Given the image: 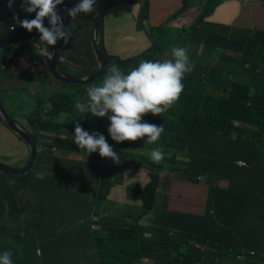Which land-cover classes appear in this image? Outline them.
I'll list each match as a JSON object with an SVG mask.
<instances>
[{"label":"trees","instance_id":"trees-1","mask_svg":"<svg viewBox=\"0 0 264 264\" xmlns=\"http://www.w3.org/2000/svg\"><path fill=\"white\" fill-rule=\"evenodd\" d=\"M158 1L148 0L151 12L154 2ZM193 1L181 0L180 6L174 12L168 14L165 19L176 18L183 12H186L192 6ZM221 1L223 0L201 1L202 6L199 13L187 28L179 30V34H176L174 37L175 41L172 38L171 41L160 43L155 37L156 30L161 32L162 29H173L171 25L162 24L161 22L157 26H153L151 23H147L148 26L143 25L141 27L142 34L151 40L152 46L146 54L136 57L131 62L119 65V67L122 72L127 73L142 61L159 60L160 53L166 50L170 43L177 46L179 44L185 45L189 38L197 40V34L203 28L207 32V35L204 40H201L202 43L198 41L200 45L210 46L213 49L218 48L222 51L232 49L241 54L243 60L234 62L224 61L222 65L224 69L229 68L239 71V73H234L237 76L246 77V75L251 74L253 80L252 84H250V89H253V97L252 99L250 98V124L255 125L256 130L250 133L244 132L243 128L232 126L229 118H235V114L239 110H234L235 101L226 105L218 97L219 95L209 94L206 97L203 95L201 97L200 95L199 99L196 100L197 103L201 104L200 106L188 105L183 101L182 97H179V101L174 104L170 112L172 115V112L175 111L174 114L177 115V120L175 121L173 120V116L168 114L167 118L152 115L151 113L144 115L146 122H151L158 126L162 124L164 130L166 129L165 135L160 139L161 142H163L162 140L167 136V133L173 131L176 133L178 142L170 147H175L177 152V149L182 146L183 149H186L195 158V162H192V165L187 167L185 171L186 175L190 179L195 180L200 175L198 173L202 175L206 173L207 176L204 177V180L213 189L208 191L206 211L203 215L191 214V216H183L180 213H177L175 216L161 215L157 220L159 227L152 228L140 225L139 220L154 209L158 174L153 175L146 185L132 187L131 195L134 201L141 202L142 212L135 220V223H132L127 231L121 234V239H117L116 237L120 235L119 233H109L107 230H104L105 218L100 221L99 225L103 226L100 229L104 230V232L96 233L98 240L97 264H134L135 259L151 260L153 264H217L219 251L224 248L223 251L225 253H230L227 251L230 247L235 252L241 248L255 252V256L248 257L244 264H264V243L261 242H264V31L255 29L248 31L232 27L231 25L216 26L214 24L202 23L201 19L211 13L214 7ZM78 2L75 0H63V3H66L70 8ZM109 3L110 0H108V5ZM141 13H145L144 6ZM4 14L6 20H4ZM15 16L20 20L24 18L32 19L35 13H26L20 8V11ZM13 17L14 14L8 16L0 7V40L23 28ZM78 17H82L80 24L88 19L91 23V30L97 20L95 13L88 15L81 13ZM11 26L14 28L11 29ZM45 26H48L47 19H45ZM102 36L103 27L100 32L99 45L109 61H121L120 57L106 52ZM16 42L0 51L3 53L2 61L6 60L7 62L4 68H0V78L7 74V70L14 71L16 66L12 64V61L17 65L20 64L17 55L20 54L19 58L23 57L21 53L24 52V47L25 50L35 49L34 46L25 44L27 40L20 44H16ZM156 42L159 43L158 47L151 49ZM59 53L61 57L62 51ZM83 58L86 59L87 66L86 69L82 68L83 71L77 66V69L78 67L80 68L77 75L80 76L92 73L97 67L96 57L91 47L82 54L81 59ZM59 62L58 65H60ZM40 64L45 67L46 72L41 71L38 74H33L31 73V68L27 67L22 71L18 70L17 75L26 78L27 69H29L31 77L37 78L39 81L44 80L42 77L45 73L48 74V71L43 55L41 56ZM61 69L72 73L70 69L73 68L64 65ZM221 69V67L216 65L209 66L206 78L209 81L215 80L220 75ZM106 74L107 72L90 84H79L80 86H84L80 90H56L50 92L49 96H41L37 99V107L33 114L28 117L31 126L27 128L33 134L37 146L38 144L40 145L39 149L41 148L42 152H38L37 162L33 166L32 173L39 167L41 159L48 152L49 146L62 147L63 139L60 138L59 132L64 135L66 131L73 130L78 122L76 120L80 115L81 117L86 116L85 124L86 122L93 124L92 120L97 119L99 124L102 125L104 118L107 116L95 117L91 113L82 115L75 109L74 103L77 100L86 101L84 94L87 97V91L84 93L83 90L89 85L100 84ZM189 78H192L191 73L189 74ZM188 82L190 84L189 80ZM239 84L243 86L233 84V86L240 89L233 91L232 95H237L239 99L247 101L245 88L248 86L243 83ZM200 86L202 87L203 84H200ZM19 87H22V84ZM40 91L44 92V89H40ZM183 95H186V93ZM191 99L194 100L192 97ZM46 102H49L50 106L46 112H43V105ZM199 108L207 113V117L196 114L193 119L197 121L206 119V125L203 127H191L189 125L182 127L177 125L178 120L189 116L187 113L195 112ZM239 109L241 110L242 107L239 106ZM11 116L13 115L11 114ZM61 116H66V120H71L72 122H58ZM239 118H245L244 113L240 114ZM167 122L174 127H170V125L165 127ZM84 123L83 126L85 125ZM95 130L98 132L101 129L99 127V129ZM42 140L49 145H45ZM163 143L165 144V142ZM237 160L244 161L245 165H238L236 163ZM192 172L195 173L192 174ZM32 173L30 174V179ZM0 174H2L1 171ZM16 179V175H11L9 178L10 181ZM218 181H221L222 185L228 184L226 187H221L218 185ZM14 186L12 183L4 186L10 193L11 198ZM10 206L13 211L16 210L13 207V199L10 200ZM5 210V204L0 200V232H5L17 238L14 246L18 247L24 240L21 239V234L26 233L27 237H29L33 227L30 224L28 225V223L21 230L10 227L8 225V218L5 216ZM148 232H156L155 237L147 238L146 234ZM60 236L42 248L41 255L36 254L35 248L27 252L26 257L19 258L13 254V264H71L72 260L61 258L71 250V245L63 240L66 236ZM206 241L210 243L205 244ZM195 244L201 245L198 248ZM200 247L202 249L205 247V249L201 250ZM7 249L6 238L0 235V252L7 251ZM90 264H94L93 261H90Z\"/></svg>","mask_w":264,"mask_h":264},{"label":"crops","instance_id":"crops-1","mask_svg":"<svg viewBox=\"0 0 264 264\" xmlns=\"http://www.w3.org/2000/svg\"><path fill=\"white\" fill-rule=\"evenodd\" d=\"M180 1L181 0H159L156 3L154 2L152 12L150 11L147 16L150 23L156 25L163 21L168 11L172 13L180 6ZM193 2H196V0ZM63 4L67 5L66 3ZM99 4L100 1L96 0V18ZM127 4H136V1L129 0L119 2L115 0V3L110 7L107 5L103 22L102 42L106 52L109 54L113 53L110 51L113 50L115 44L110 45L109 42L112 39V34L115 33V29L118 27V18L121 14H123L125 18V32L131 31V34L128 36L124 34L125 32L122 33L120 42L125 40L128 46V49L122 54H126L127 50L143 52L152 46L150 44L148 48L144 49L146 47L144 39L149 40L150 43L151 40L147 36H143L139 22H136L135 11H129ZM59 6L60 5L57 6L59 14L63 17L65 26H67L68 30L71 32V38L67 44H65L63 40L57 42V44L59 43L62 45V56L58 61L63 65L69 66L67 62L71 64L79 62L82 58V54L88 51L90 47L92 48L91 39L93 29L91 30V23L88 19L80 24L77 17L71 19V17L67 15L66 10ZM201 6L191 9L188 13H184L182 24L176 27L175 30L173 26V29L170 28L169 30L179 34V30L187 28L191 22H193ZM0 7L8 16H12L20 11V7L17 6L15 8H9L7 0H0ZM68 8L70 7L68 6ZM13 10H16V12L13 13ZM144 14L140 12L141 16H144ZM4 20H6L5 14ZM143 21L146 22L145 18ZM201 21L202 23L214 24L216 26L233 25L232 27L242 30L250 31L255 29L264 31V0H223L214 7L211 13L203 17ZM206 35L207 32L201 28L197 34V40H191V42L199 41L202 43L201 40H204ZM172 38L173 37L168 39V41H171ZM173 40L175 41V38ZM209 44H211V42H209ZM169 45L170 47L168 50H170L171 53L172 47L176 45H171V43ZM201 45L199 49H197L196 44L191 43L177 45L180 47H188L189 58L194 65L193 71L190 72L191 77L197 78V82L199 81V84H203L202 87L200 86L201 94L206 97L208 94L215 95L214 92L216 94L221 93L226 85L237 90V87L233 86V84H241H239L235 78H232L234 73L225 71L222 63L224 61H241L243 60L241 54L232 49L222 51L218 48L213 49V47ZM42 48L44 47L39 43L37 52H41ZM170 53L167 55L168 59L171 58ZM73 54H77L79 57H75ZM130 55L134 56L135 54L124 55L120 58L131 57ZM201 56H203V61H200ZM30 60H28L29 64ZM207 60H209L208 64L206 63ZM213 65L219 66L222 69L218 78L209 81L206 78L207 68ZM190 73H187L184 78H189ZM14 79L15 78H0L1 88L10 90L11 88L7 85ZM36 80L38 79L31 78L29 81L25 78H19L17 80L20 83L18 87L22 84L23 88H19L26 89L27 83H34ZM195 85L194 83L190 84L191 90ZM30 90L35 93L32 88H30ZM53 90L56 91L59 89L55 88ZM49 91L50 90H48V92ZM195 92L197 91L193 90V93ZM249 92L250 88L246 87L245 93ZM173 106L161 114L162 118H167L168 114L173 116L174 121L177 120V115L174 114L175 111L172 112V115L170 114ZM6 109L8 110V108ZM201 111L202 110L199 108L195 112L187 113L189 116H186L185 119L178 120L177 125L182 127H187V125L191 127H203L207 124L206 119L203 121L193 119L196 114L207 117V113H201ZM92 121V131L90 134H103L107 142L113 147V150L120 156L119 163L114 162L111 158L101 157L98 150L91 154H87L84 151L72 150V148L70 149L67 146L59 149L49 146L48 152L44 154L39 167L32 173L33 166L37 162L38 152H42L38 144L35 162L26 173L13 174L1 171L0 200L6 207L5 216L8 218V225L10 227H15L17 230L26 227L27 223L33 227L29 237H27L26 233L21 234L20 237L24 240L18 247L14 246L17 238L5 232H0V235L6 238L8 246L7 251L15 254V257H26V253L32 251L34 248L36 254L41 255L42 248L61 235L66 236L63 240L71 245V250L61 258L72 260L71 264H90V261L97 264L98 240L96 233L104 232V230H107L109 233H125L128 227L131 226L132 223H135V220L141 214V202L133 200L131 188L144 186L149 182L152 161L148 156L151 150L158 145L163 146L162 149L165 153V158L160 162L164 164V167L158 168L157 171L158 185L155 206L148 215L139 220V224L145 227L158 228L159 223L157 220L161 215L175 216L177 213L183 216H191V214L203 215L206 211V202L208 201L207 194L208 191L213 188L204 180V177L207 176L206 173L204 175L198 173L202 176L200 180L190 179L186 175L185 171L187 167L191 166L192 162L195 161H193V157L190 154L191 162H186L188 160V155L186 153L189 152L183 149L182 146H180L177 151L185 155H183V159H176V155L174 154L176 148L170 147L178 142L177 135L174 131L167 133V136L164 137L162 141L165 142V144L161 142L160 139L165 135L166 129L157 144L147 143L146 137L136 141H123L118 143L113 141L107 132L110 123L107 117L104 118L102 125L99 124L97 119H93ZM142 121L146 122L144 116ZM230 123L232 126L243 128L244 132L253 133L251 129L249 131V129L245 127L247 125L232 121H230ZM167 125L174 127L169 122L165 124V127H167ZM99 127L101 130L97 132L95 129H99ZM44 144L49 145L46 142H44ZM63 145L66 144L63 143ZM165 146H167V148H165ZM8 149L10 153L18 155L12 165L6 164L9 167L13 169L21 168L28 162L30 149L24 140H11L8 143ZM168 151L171 155L174 154V159L172 161L166 160ZM0 163L3 162L0 161ZM37 171L46 174L44 179L35 178L34 173ZM177 173L182 177L180 180L176 178ZM11 175L17 176L14 183L9 180ZM169 180L171 183L168 186ZM10 183L15 185L12 190V198L10 193L6 190V187H4L6 184ZM227 184L222 185L221 181H218V185L221 187H226ZM162 188L164 190L160 191ZM159 194L168 195L169 197L166 199L159 198ZM12 199L13 207L16 208L15 211H13L10 206V200ZM104 218L106 220L112 219L115 221V224H104V230H101L100 227L103 226H100L99 223ZM155 235L156 232H148L146 237L153 238ZM261 242L264 243L263 241ZM195 245L199 248L201 244ZM204 249L205 247L202 250ZM223 249L218 253L217 264H242L237 260L234 254L235 251L232 247L227 250L230 253H225ZM37 250L40 251V254L37 253ZM146 261L147 260L144 259L143 263ZM148 261L153 264L151 260Z\"/></svg>","mask_w":264,"mask_h":264},{"label":"clouds","instance_id":"clouds-1","mask_svg":"<svg viewBox=\"0 0 264 264\" xmlns=\"http://www.w3.org/2000/svg\"><path fill=\"white\" fill-rule=\"evenodd\" d=\"M61 4L63 0H21L20 8L26 13H35V16L22 20L15 15L13 17L27 31L35 29L40 34L39 40L44 44L41 53L49 60L54 53L48 46H55L60 40L67 44L71 38V32L57 8ZM12 5L13 0H8V7ZM96 7V0H79L73 7L67 8L66 13L75 19L81 13H95ZM45 19L48 26H45ZM170 55V59L163 61H142L127 73L116 64L110 65L103 81L87 88V101L77 100L74 103L75 109L82 115L107 116L110 122L107 132L113 141H136L146 137L147 143L157 144L164 132L163 125L143 122L142 118L149 113L161 116L171 108L183 92L185 75L194 69L187 46H173ZM73 143L87 154L98 150L101 157L120 162V156L103 134H90L78 122L74 128ZM148 158L156 164L164 160L162 146L153 148ZM45 175L41 171L34 173L36 179H44ZM0 264H13V253L0 252Z\"/></svg>","mask_w":264,"mask_h":264},{"label":"rangeland","instance_id":"rangeland-1","mask_svg":"<svg viewBox=\"0 0 264 264\" xmlns=\"http://www.w3.org/2000/svg\"><path fill=\"white\" fill-rule=\"evenodd\" d=\"M118 1L120 2V1H128V0H118ZM135 1H136V4H127L129 11H135L136 22L137 23L139 22L141 27H143V25L148 26L147 23L150 24V20L148 18H146L145 19L146 22L143 21V19L145 18V15H146V0H135ZM7 3H8V0H7ZM20 3H21V0H13L12 7L13 8H15L16 6L20 7ZM113 3H115V0H110L109 7L111 5H113ZM201 4H202L201 0H196V2H192V6L189 7V9L186 12H183L182 14H180L176 18H172V19H169V20L164 19L163 21H161V23L162 24L171 25V26L174 27V30H175L176 27H179L182 24V19L184 17L183 14L184 13H188L193 8L195 9V7H200ZM143 6H144L145 14H144V16H141L140 12H141ZM12 12L15 13L16 10H13ZM18 12H16L15 14H17ZM149 12H150V8H149ZM147 14H148V11H147ZM168 14H171V12L168 11ZM78 20L82 21V17H78ZM124 21H125L124 15L121 14L119 16V18H118V27L115 29V33L112 34V39L109 42L110 45H114L115 44L113 50H111L110 52H113V53H111V55H114V56H117V57H122L124 55H129V54L137 55L138 53L142 52V51L137 52L135 50H127L126 54H122L126 49H128V46H127L125 40L120 42L122 33H124L126 31V25H124ZM158 24L159 23H157L156 25H153V26H157ZM0 26H1V24H0ZM231 26H233V25H231ZM231 26H230V28H231ZM160 33H162V34H160ZM124 34H126L128 36V35L131 34V31L130 32H125ZM175 35H176V32L175 31L171 32L170 30H163L162 29L161 32H159V30H156V32H155L156 40L158 42H160V43L168 41V39H170L171 37L174 38ZM26 40H27V43H25V44H30V45L34 46L35 49L31 48V49H26L25 50V47H24V52L21 53V54H23V57L19 58L20 54L17 55V59L19 60L20 64L17 65V64L14 63V61H12V64L14 66H16L14 71L11 72V70H7V74L5 76H1V78H15V79L12 80L7 85L9 88H11L10 90L2 89L1 88V84H0V98H1L2 103L5 106V108H8L9 112L18 120V122H21L26 127H29L31 125L29 124L28 117H30L33 114L35 108L37 107V99L39 97H41V96H49L51 94L50 92L55 91V90H53L55 88H57L59 90L76 91V90L82 89L84 86H80L79 84H75V83H64V82H61V81L55 79L53 76H51L50 73L48 72V74L45 73L44 76L42 77V78H45V80H41V81L36 80L34 83L33 82L32 83L29 82V83L26 84V86H27L26 89H20L18 87V84H20V83L17 80L19 78H23V77H20V76L17 75L18 70L22 71L25 68L30 67L31 68V73H33V74H38L41 71L42 72H46L45 67L42 64H40L41 56L43 54L41 52H37V46L39 44V42L37 40L28 39L26 36H21L17 40L16 44H20V43H22V42H24ZM144 40H145V45H146V47L144 49H146V48H148L150 46L151 43L147 39H144ZM186 43L196 44L197 45V49H199V46L200 47L202 46V45H200V43L198 41L197 42H191L190 38L187 40ZM169 47H170V45L166 48V50ZM59 48H60V51H61L62 48H61L60 44H59ZM166 50H163L160 53V55L158 57V59L160 61H163L164 59H168L167 55L170 53V50H167V51ZM73 55L75 57H79V55H77V54H73ZM203 56L200 57V61H203ZM2 58H3V53L0 52V68H4L5 65L7 64L6 60L2 61ZM123 58H125V57H123ZM28 60H30V64L31 65L29 64ZM59 63H60L59 66L61 68L64 67V65L61 62H59ZM206 63L208 64L209 60H207ZM67 64L70 66V68H73V69H70L72 71V73L73 74H77L80 68H81V70H82V68L86 69L87 61H86V59L83 58L79 62H75V63H72V64L67 62ZM77 66H79L80 68L78 67V69H77ZM27 71H28V73H27V76H26L25 79L30 81V79L34 78V77H31V74L29 73V69H27ZM225 71L226 72H231V73H239V71L232 70V69H229V68L225 69ZM0 72H1V70H0ZM232 78H235L238 83L246 84L248 86V88H250V84H252V80H253V78H251V74L246 75V77L237 76V75L233 74ZM250 79H252V80H250ZM188 80L190 81V84L191 83L195 84L197 82V78H184L183 79L184 89H183V92L181 93L180 97H182L183 101L186 104H188V105H191V106L199 105L200 106L201 104L196 102V100L199 99L200 95L202 97V94H201V91H200L199 81L196 83L195 86L192 87V90H191V86H190ZM88 87H91V85H89ZM30 88H32V90L35 93L31 92ZM87 88L83 90L84 93L86 92ZM40 89H44V92H41ZM239 89L240 88H237V90H235V89H233V88H231V87L226 85L224 87V89H223V91H224L223 93L216 94L214 92V94L215 95H219L218 97H220V99L226 105H228V104L232 103L233 101H235L234 110H239V112L236 113V114L234 113L235 114V118H232V119L229 118V120L232 121V122H235V123H241V124L247 125L245 127L248 128L249 131L251 129L254 132L256 130V126L250 124V98L252 99V97H253V89H250L249 93H245L247 101L239 99L237 95H232L233 91H238ZM48 90H50V91L48 92ZM193 90H195L197 92L193 93ZM185 93H186V95H183ZM190 95H191V97L194 100L191 99ZM210 95H213V94H210ZM84 99L86 101L88 99V97H86L85 94H84ZM202 99L204 100L205 98H202ZM178 101H179V99L176 102H178ZM49 106H50V103L46 102L43 105L44 108H43L42 111L46 112L48 110ZM239 106L242 107L241 110L239 109ZM243 107L245 108V110H244ZM202 112L203 111H201V113ZM243 113H244V117L245 118H239V115L243 114ZM85 120H86V116H82L81 117V115H80V117L77 118L76 122L78 121V123H80L81 126H83V123H84ZM58 122H72V121L71 120H66V116H61V118L58 119ZM82 128H84L85 130H87L90 133L92 131V124L90 122H86V124ZM59 136H60V138L63 139V143L66 144V145H62V147L67 146L70 149L72 148V150L82 151L81 149H79L77 147V145L75 143H73L74 129L66 131V133L64 135H62V133L59 132ZM14 139H22V138L15 131L10 129L6 125L5 119L0 113V161L3 162L2 164L5 163V165L6 164L12 165L13 162L16 160L17 156H18V155L14 154V153H10V151L8 149V143L11 140H14ZM56 148L59 149L58 146H56ZM174 154L176 155V159H178V158L183 159V155H185L184 153H182L180 151H177ZM186 154L188 155V160L186 162H191L190 153H186ZM173 155H171L170 152L168 151L166 160L167 161H172L174 159ZM29 156H30V154H29ZM194 159L195 158L193 157V161H194ZM155 164L156 163H154V162L151 163L152 169L150 170V172H151L150 173V180H151V177L153 175H156V173L158 171V168L164 167V164H161V163L160 164H156V165ZM194 173L195 172H192V174H194ZM176 178L178 180H180L182 177L177 173L176 174ZM170 183H171V181L169 180L168 186L170 185ZM157 185H158V183H157ZM163 190L164 189L162 188L160 191H163ZM156 195H157V189H156ZM168 197H169L168 195L159 194V198H165L166 199ZM165 203H166V201H165ZM167 203H168V201H167ZM105 224L106 225H114L115 221H113L112 219H107L105 221ZM119 234L120 235L116 236L117 239H121L122 238V236H121L122 232H120ZM134 264H151V262L147 260L145 263H143V260L135 259L134 260Z\"/></svg>","mask_w":264,"mask_h":264},{"label":"water","instance_id":"water-1","mask_svg":"<svg viewBox=\"0 0 264 264\" xmlns=\"http://www.w3.org/2000/svg\"><path fill=\"white\" fill-rule=\"evenodd\" d=\"M107 5H108V0H101L100 4L97 9V20L94 24L93 30H92V39H91V44H92V50L95 54V57L97 59V67L96 69L85 76H80L77 74H73L71 72H66L63 71L59 65H58V60L60 59V53H59V47L58 44L55 46H48L49 50L54 53L53 58L49 60L47 57L44 55V62L47 66V70L50 73L51 76H53L55 79L64 82V83H75V84H81V85H87L92 82H94L97 78L103 76L110 65L116 64V65H123L128 62H131L136 59L138 56H142L146 54L149 50H145L142 52V54H137L131 57H127L122 59L119 62H110L106 54L103 52L101 49V46L99 45V38H100V32L103 27V22L104 18L106 15V10H107ZM149 13V3L148 0H146V15L145 19L147 18ZM39 33L33 29L31 32L27 31L26 29L22 28L12 34L11 36L0 40V50L4 49L8 45L14 43L17 41L21 36H26L27 38L35 39L39 43L42 44L44 47V44L42 41L39 40ZM159 45L158 42L155 43L154 47L151 49L157 48ZM0 113L4 117L6 121V125L15 131L29 146L30 149V156L28 162L21 168L13 169L5 164L0 163V171L4 173H13V174H23L26 173L30 168L33 166L35 159H36V154H37V143L35 141V138L31 131L23 126L20 122L17 121L13 116L10 115L8 110L5 108V106L2 103V100L0 98Z\"/></svg>","mask_w":264,"mask_h":264},{"label":"built area","instance_id":"built-area-1","mask_svg":"<svg viewBox=\"0 0 264 264\" xmlns=\"http://www.w3.org/2000/svg\"><path fill=\"white\" fill-rule=\"evenodd\" d=\"M59 7L62 8V9H64V10H66L68 8V6L67 5H64V4L60 5ZM13 28L14 27L11 26V29H13ZM236 163L238 165H241V166H244L245 165V162L242 161V160H237ZM201 178H202L201 175H198L196 177L197 180H200ZM205 244H209V242L206 241ZM200 249L202 250V247H200ZM37 253L40 254V251L37 250ZM235 254H236L237 260L240 261L242 264H244V262L246 261V259L248 257H254L255 256V252L254 251H250V250L245 249V248H241L239 251H236Z\"/></svg>","mask_w":264,"mask_h":264},{"label":"flooded vegetation","instance_id":"flooded-vegetation-1","mask_svg":"<svg viewBox=\"0 0 264 264\" xmlns=\"http://www.w3.org/2000/svg\"><path fill=\"white\" fill-rule=\"evenodd\" d=\"M22 124V123H21Z\"/></svg>","mask_w":264,"mask_h":264}]
</instances>
